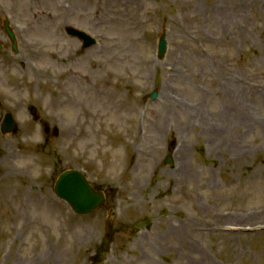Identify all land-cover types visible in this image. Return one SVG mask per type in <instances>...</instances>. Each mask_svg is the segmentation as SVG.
Listing matches in <instances>:
<instances>
[{
    "label": "rangeland",
    "instance_id": "1",
    "mask_svg": "<svg viewBox=\"0 0 264 264\" xmlns=\"http://www.w3.org/2000/svg\"><path fill=\"white\" fill-rule=\"evenodd\" d=\"M3 1L29 28L16 52L0 31V264H264V0ZM66 168L105 203L74 214Z\"/></svg>",
    "mask_w": 264,
    "mask_h": 264
},
{
    "label": "water",
    "instance_id": "2",
    "mask_svg": "<svg viewBox=\"0 0 264 264\" xmlns=\"http://www.w3.org/2000/svg\"><path fill=\"white\" fill-rule=\"evenodd\" d=\"M164 46L165 42L161 38L159 41L160 53L163 52ZM154 95L155 93H152L151 97H154ZM5 125L7 127L12 126L9 114L5 117ZM55 192L68 200L78 213L89 212L103 200L101 193L94 192L85 182L82 175L76 171L63 172L55 184Z\"/></svg>",
    "mask_w": 264,
    "mask_h": 264
},
{
    "label": "bare ground",
    "instance_id": "3",
    "mask_svg": "<svg viewBox=\"0 0 264 264\" xmlns=\"http://www.w3.org/2000/svg\"><path fill=\"white\" fill-rule=\"evenodd\" d=\"M22 70L25 75H27L30 71H32V68L30 67V63L26 64V66ZM77 74H78L77 71L69 70V71L63 72L61 75L67 77L68 75L76 76ZM59 86H62L64 88V85L60 82H59ZM238 89L242 90L241 86L230 84L225 87V90L230 92V93L226 92V95L229 96V101L231 103V107L229 108L227 113L234 117L236 116L237 119L244 121V120H247L246 118L248 116H247V113H245V108L242 105V99H241L240 94L238 93V91H235ZM43 259H46V252H42L35 258L36 261H41Z\"/></svg>",
    "mask_w": 264,
    "mask_h": 264
}]
</instances>
